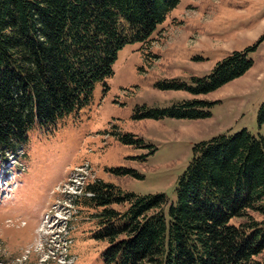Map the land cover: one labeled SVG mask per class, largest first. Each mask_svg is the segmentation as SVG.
Instances as JSON below:
<instances>
[{
	"label": "trees",
	"instance_id": "trees-1",
	"mask_svg": "<svg viewBox=\"0 0 264 264\" xmlns=\"http://www.w3.org/2000/svg\"><path fill=\"white\" fill-rule=\"evenodd\" d=\"M178 2L0 0V154L22 147L34 124L49 128L86 105L94 85L113 74L117 52L146 42ZM249 49L231 51L208 74L192 77L194 85L173 80L158 86L207 94L252 67ZM210 104L195 98L146 109L144 116L204 118ZM256 120L264 126V102ZM192 151L174 200L126 193L100 179L84 187L81 203L97 210L94 235L108 243L106 264H264V135L242 128L196 143Z\"/></svg>",
	"mask_w": 264,
	"mask_h": 264
},
{
	"label": "rangeland",
	"instance_id": "rangeland-1",
	"mask_svg": "<svg viewBox=\"0 0 264 264\" xmlns=\"http://www.w3.org/2000/svg\"><path fill=\"white\" fill-rule=\"evenodd\" d=\"M247 48L252 67L207 94L158 86L194 85L192 77ZM112 68L86 105L49 128L34 124L23 147L0 154V264H106L108 243L94 235L97 210L81 203L88 183L174 200L196 143L242 128L264 135L256 120L264 102V0H179L146 42L117 52ZM195 98L211 102L207 117L144 116Z\"/></svg>",
	"mask_w": 264,
	"mask_h": 264
}]
</instances>
